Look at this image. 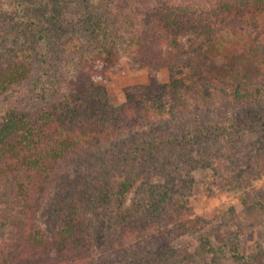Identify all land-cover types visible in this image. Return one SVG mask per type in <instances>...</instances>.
Instances as JSON below:
<instances>
[{
	"label": "trees",
	"instance_id": "16d2710c",
	"mask_svg": "<svg viewBox=\"0 0 264 264\" xmlns=\"http://www.w3.org/2000/svg\"><path fill=\"white\" fill-rule=\"evenodd\" d=\"M40 1L18 4L23 24L29 21L38 33L25 49L28 57L0 66V264H97L92 250L104 237L107 217L114 226L112 250L127 252L128 244L141 241L142 257L162 260L159 250L170 230L178 239L210 223L194 217L185 201L193 184L192 159L186 175L172 174L182 171L180 158L202 132L152 138L108 165L96 158L89 178L110 179L118 167L124 178L114 188L105 181L85 198L66 200L47 229L39 225L40 213L58 196L63 179L71 182V172L87 169L82 160L104 155L125 133L182 120L193 109L221 104L242 115L244 107L257 106L264 99V0H136L128 11L129 32L84 14L81 26L88 34L79 49L57 57L58 68L48 66L46 50L62 0ZM46 6L51 16L42 18L40 8ZM226 33L232 36L227 47L209 55L205 48ZM35 65L40 74L33 83ZM114 66L147 70L150 79L126 89L120 106L95 85L97 69ZM164 69L186 73L163 83ZM225 121L231 130L239 125L235 118ZM152 177L164 181L154 183ZM133 190L142 196L125 206Z\"/></svg>",
	"mask_w": 264,
	"mask_h": 264
},
{
	"label": "rangeland",
	"instance_id": "374dc122",
	"mask_svg": "<svg viewBox=\"0 0 264 264\" xmlns=\"http://www.w3.org/2000/svg\"><path fill=\"white\" fill-rule=\"evenodd\" d=\"M21 1L25 0H0V66L11 59L27 58L25 49L34 40H38V33L31 23L27 21L26 26L23 24V9L18 5ZM34 1L26 0L30 3ZM135 2L136 0H62L58 6L61 16L55 17L52 21L54 25H50V34L54 39L52 38L53 42L46 50L48 66L61 67L62 58L59 60L57 57L80 46V38L88 34L87 29L81 26L84 14L100 15L105 26L111 24L113 28L129 32L131 25L130 20L127 22L128 11L134 8ZM48 10L47 6L40 8L42 18L51 16ZM113 28L111 30L114 31ZM231 39V34H223L219 41L208 45L205 51L209 55L221 52ZM35 69L37 72L31 80L33 83L40 74L36 65ZM97 71L95 85L104 89L114 106L125 103L126 89L150 83L148 72L144 69L114 66L113 69L100 68ZM184 73L186 70H177V73L172 74L164 69L159 72V79L164 83ZM231 118H235V124L239 123L232 130L228 129L225 121ZM218 128L221 130L217 131ZM186 129L202 132V135L190 139V152L180 158V162H183L180 164L182 171L172 174L179 177L177 179L183 177L182 174L186 175L185 171L189 168L187 161L192 159V167L188 172H191L193 184L185 201L194 217L210 223L195 233L178 239H172L170 230L164 236L163 247L159 250L162 260H167L168 264H264V99L255 107H244L242 115L234 108H224L220 104L209 110H190L182 120L163 121L152 128L123 134L107 146L104 155L98 157L95 153L82 160L87 164V169L81 166L79 172H71V182L66 179L61 181L58 196L48 199L40 213V227L47 229L52 225L57 211L62 210L66 200L73 197L85 198L93 186L98 187L99 184H105V181L108 187L111 185L114 188L124 178L125 173H122L121 167L110 171V179L104 174L99 178L101 174L95 173V178H89L87 175L93 171H88V168L96 165V158H102L99 162L108 165V161L123 160L124 152L128 153L135 146L152 138L178 135L187 131ZM220 145L225 147L220 150ZM172 149L169 147L168 151ZM91 156L95 159H91ZM152 181L163 183L164 180L152 177ZM137 196L142 195L134 190L128 193L125 206H129ZM105 222L104 237L94 242L92 250L97 264H164L161 258L157 261L158 257H142L141 249L145 244L141 241L128 244L127 252L112 250L109 239L114 226L108 217ZM176 254L179 255V263L173 262ZM235 255L239 256V260Z\"/></svg>",
	"mask_w": 264,
	"mask_h": 264
}]
</instances>
